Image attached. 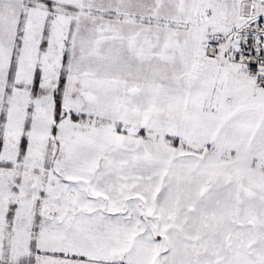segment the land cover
Masks as SVG:
<instances>
[{
  "label": "snow or ice",
  "instance_id": "6c2138e0",
  "mask_svg": "<svg viewBox=\"0 0 264 264\" xmlns=\"http://www.w3.org/2000/svg\"><path fill=\"white\" fill-rule=\"evenodd\" d=\"M0 264H264V0H0Z\"/></svg>",
  "mask_w": 264,
  "mask_h": 264
}]
</instances>
